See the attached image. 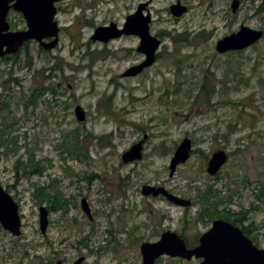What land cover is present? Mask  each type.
I'll return each instance as SVG.
<instances>
[{
	"label": "rangeland",
	"instance_id": "374dc122",
	"mask_svg": "<svg viewBox=\"0 0 264 264\" xmlns=\"http://www.w3.org/2000/svg\"><path fill=\"white\" fill-rule=\"evenodd\" d=\"M144 1L149 32L160 45L150 66L123 76L144 59L136 50L139 37L104 44L90 36L98 25L122 26ZM176 1L59 0L54 48L30 40L0 57L1 138L14 139L0 146V183L9 185L21 218L18 237L0 225V264H55L66 258V244L71 261L84 255L83 264H140L143 241L170 229L192 243L209 226V213L222 211L242 224L262 223L264 248V200L256 196L264 183V35L242 50H215L241 24L264 30V0H240L235 12L232 0H179L187 7L179 17L169 12ZM7 20L10 30L25 28L17 12ZM50 85L55 94L45 89ZM77 104L87 114L83 122L75 119ZM144 135L142 157L123 162L122 152ZM185 136L192 152L169 176L170 158ZM217 149L227 159L209 175L207 161ZM30 153L40 162L32 171L24 168ZM144 184L192 205L143 195ZM36 186L66 200L65 211H48L45 233L38 207L47 203L39 202ZM82 197L93 220L81 210ZM156 264L190 262L163 255Z\"/></svg>",
	"mask_w": 264,
	"mask_h": 264
},
{
	"label": "water",
	"instance_id": "95a60500",
	"mask_svg": "<svg viewBox=\"0 0 264 264\" xmlns=\"http://www.w3.org/2000/svg\"><path fill=\"white\" fill-rule=\"evenodd\" d=\"M59 0H0V56L15 54L20 47L29 40H35L45 50L54 48L59 41L60 26L55 20L57 13L56 2ZM148 1L140 2L135 11L125 16L122 26L110 22L108 25H98L94 28L90 38L101 42H107L122 34L136 35L139 44L136 50L144 55V59L124 70L123 76H133L150 66L156 58V49L160 40L149 32L151 16L146 10ZM240 0H232L230 8L235 12ZM12 9L20 12L25 20L26 28L10 30L7 14ZM187 7L176 1L169 5V12L175 17L186 12ZM263 35L262 29L252 28L241 24L233 31L215 43L217 52L238 51L254 44ZM75 119L84 121L85 110L80 105L73 109ZM146 135L132 144L121 154L123 162H130L142 157V144ZM192 151L191 139L183 137L176 145L170 158L168 169L172 176L179 163L186 161ZM227 153L223 149L213 151L207 161L206 172L209 175L216 174L225 163ZM143 195H164L170 202L181 206H188L189 199L182 198L168 192L162 186L144 184L141 187ZM81 209L91 218L88 203L85 198L80 201ZM17 201L0 183V225L3 229L16 237L21 235V218ZM38 224L41 233H45L48 224V210L44 205L38 207ZM141 255L140 264H153L161 255L190 259L195 256L202 258L198 264H264V248L255 246L246 237L241 229L228 221L216 219L212 226L199 237V244L194 247H186L185 241L176 232L166 230L155 241H143L139 246ZM84 256L78 257L73 264H80ZM56 264H61L56 261Z\"/></svg>",
	"mask_w": 264,
	"mask_h": 264
},
{
	"label": "flooded vegetation",
	"instance_id": "af4514ba",
	"mask_svg": "<svg viewBox=\"0 0 264 264\" xmlns=\"http://www.w3.org/2000/svg\"><path fill=\"white\" fill-rule=\"evenodd\" d=\"M16 12V11H14V10H12V9H10L9 10V12ZM146 11H147V9H146ZM8 12V13H9ZM17 13H19L20 15H21V13L20 12H17ZM22 16V15H21ZM23 18V17H22ZM24 20V19H23ZM24 22H25V20H24ZM121 26V25H120ZM26 27V26H25ZM24 29V28H23ZM259 29H261V28H259ZM263 30V29H262ZM122 35H125V34H122ZM121 35V36H122ZM263 35H264V30H263ZM262 35V36H263ZM30 41V40H29ZM29 41H26L25 43H24V45L22 46V47H20V49L21 48H23L24 46L26 47V45H27V43L29 42ZM111 41V39L108 41V42H110ZM108 42H106V43H104V44H107ZM20 49H19V51H20ZM18 51V52H19ZM17 52V53H18ZM16 54V53H15ZM9 55H12V54H9ZM9 55H4V56H1V57H6V56H9ZM86 112H85V118H86ZM85 120V119H84ZM1 137V136H0ZM140 140V139H139ZM139 140H137V141H139ZM136 141V142H137ZM144 142H145V140L143 141V144H142V150H143V145H144ZM135 143V142H134ZM134 143H132V144H134ZM131 144V145H132ZM4 187V186H3ZM9 187V185H7L6 187H4L5 189L6 188H8ZM7 190V189H6ZM173 194V193H172ZM175 195H177V194H175ZM153 196V195H152ZM162 197V198H164V199H166L167 201H169L164 195H162V194H159V195H157V197ZM177 196H179V195H177ZM13 197V196H12ZM181 197V196H180ZM14 198V197H13ZM82 198H85V197H82ZM81 198V199H82ZM85 200H86V198H85ZM190 200V199H189ZM81 201V200H80ZM87 201V200H86ZM170 202V201H169ZM87 203H88V207H89V210H90V214H91V218L90 217H88L87 215H86V213H85V215L89 218V220H93L94 219V217H95V212H93V211H91V208H90V204H89V202L87 201ZM170 203H173V202H170ZM173 204H175V205H179V204H176V203H173ZM190 205H192V201L190 200V204L188 205V206H190ZM181 206V205H180ZM188 206H182V207H188ZM81 207V206H80ZM206 208H208V207H206ZM222 213H223V215H220V216H213L212 217V214L211 213H209V216H211V220H210V222H208L207 224L209 225L208 227H206L205 228V230H203L197 237H195V239H194V241L192 242V243H189V242H187V238L183 235V234H179V233H177L176 231H174V230H170V229H165V230H163V231H161L160 232V234H159V237H160V235H161V233L162 232H164V231H166V230H170V231H174V232H176L180 237H182L183 239H184V241H185V245H186V247H188V248H190V247H194V246H196V245H198L199 244V237H200V235L202 234V233H204L205 231H207L211 226H212V223H213V221L214 220H216V219H222V220H224V221H228V222H230L231 224H233V225H235V226H237V227H239L240 229H241V231H242V233L246 236V237H248L251 241H252V243L255 245V246H257V247H261V246H259V243H258V237L260 236V235H262V229H263V225H262V223L260 224L261 225V227H260V225H259V227H256V223L254 222V220L253 219H250V218H248V220H249V222H246L245 224H242V223H240L241 221H238L237 219H233V218H231L229 215H227V214H224V212L222 211ZM211 214V215H210ZM216 217V218H215ZM228 217V218H227ZM195 223V222H194ZM198 223V222H197ZM254 226V227H251V226ZM69 248V245H67L66 244V258H64V257H62V258H57L56 259V261H60V263L61 264H73L74 263V261L78 258V257H80V256H84V255H77V258H75L73 261H71V259H70V257H68V251H67V249ZM163 255H161L160 257H158V258H156L155 259V261H154V263L153 264H156V262L158 261V259L159 258H161ZM165 256H168V255H165ZM169 257H171V256H169ZM171 258H173V259H178V260H182V261H189L190 262V264H198V263H200V261L202 260V258H197V257H195V256H193V257H191L190 259H185V258H181V257H171ZM86 260H85V258L81 261V263L80 264H83L84 262H85ZM49 263H47V264H53V262L52 261H48ZM55 264H56V262H55Z\"/></svg>",
	"mask_w": 264,
	"mask_h": 264
},
{
	"label": "trees",
	"instance_id": "16d2710c",
	"mask_svg": "<svg viewBox=\"0 0 264 264\" xmlns=\"http://www.w3.org/2000/svg\"><path fill=\"white\" fill-rule=\"evenodd\" d=\"M54 88L55 87H52L50 85V86H47L45 89L51 90L53 92V94H55ZM35 91L38 93L37 90H35ZM107 99H110V97H108ZM8 125L9 124L7 123L6 127H8ZM1 135H3L2 132H0V136ZM4 141H5V143H12V142H14V139H12L10 137L2 139L0 137V146L3 145ZM73 147H74L75 150H79L78 149L79 146H78L77 141L74 142ZM29 156H30V158L28 157V164H26V165L24 164V168H27L30 171H32V169H34L36 166H38L40 162L32 160V157H33L32 153H30ZM34 171H36V170H34ZM35 189H36V195H39V198H38L39 202L41 203V202L44 201L45 203H47L46 207H47L48 211H51V210L55 211V210H58V209H62L63 211L66 210V205H65L66 204V202H65L66 200L63 199L62 196L60 198V195H57V194H54V193L53 194L51 193V195H49L48 193H45L43 191L44 188L40 187V186H36ZM259 189H260L259 190L260 194H257L256 196L260 197L262 200H264V183L262 184V186Z\"/></svg>",
	"mask_w": 264,
	"mask_h": 264
}]
</instances>
